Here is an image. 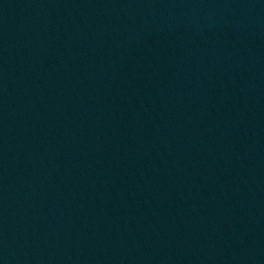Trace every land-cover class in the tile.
<instances>
[{"label": "water", "instance_id": "95a60500", "mask_svg": "<svg viewBox=\"0 0 264 264\" xmlns=\"http://www.w3.org/2000/svg\"><path fill=\"white\" fill-rule=\"evenodd\" d=\"M0 264H264V0H0Z\"/></svg>", "mask_w": 264, "mask_h": 264}]
</instances>
